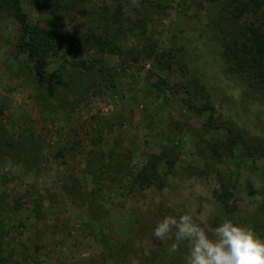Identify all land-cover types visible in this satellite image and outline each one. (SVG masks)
I'll return each mask as SVG.
<instances>
[{
    "label": "rangeland",
    "instance_id": "rangeland-1",
    "mask_svg": "<svg viewBox=\"0 0 264 264\" xmlns=\"http://www.w3.org/2000/svg\"><path fill=\"white\" fill-rule=\"evenodd\" d=\"M18 1L30 24L72 36L110 4L65 0L79 11L44 13ZM121 13L128 25L135 18L145 23L143 32L122 33V52L83 46L81 58L93 61L90 74L60 54L35 74L17 51L11 11L0 9V256L6 264H113L120 247L106 251L105 239L117 236H129L118 264H186L187 242L170 252L174 233L166 240L154 236L164 216L190 214L206 231L230 220L264 236V154H243L244 147L227 142L239 131L264 143V102L246 78L224 73L219 55L226 34L254 18L232 22L205 0H122ZM142 46L172 53L171 66L154 55L132 60L126 54ZM183 62L187 77L204 85L213 112L196 113L185 101ZM56 68L63 79L80 70L82 87L49 93L47 76ZM164 149L174 161L170 170L159 166L161 187L128 194L131 176ZM108 161L118 162L121 172L105 166ZM222 185L229 192L226 208L212 194ZM133 205L136 224L126 234L120 225L134 214Z\"/></svg>",
    "mask_w": 264,
    "mask_h": 264
},
{
    "label": "trees",
    "instance_id": "trees-1",
    "mask_svg": "<svg viewBox=\"0 0 264 264\" xmlns=\"http://www.w3.org/2000/svg\"><path fill=\"white\" fill-rule=\"evenodd\" d=\"M29 3L34 4L38 9L44 13H52L59 11H70L74 9L79 11L77 3L74 1L65 0H28ZM109 7L105 6L104 11L97 15L93 22L87 24L84 28V32L78 36H72L67 33H60L51 26H38L30 24L25 14L22 12L18 0H0V9H8L11 11L16 23L19 27V34L16 43V48L19 53L24 56L26 63L28 64L29 72L35 74H41L48 64V60L51 57H56L60 54L61 57L66 55L71 56V66L74 68L82 69L87 75L91 73L93 69V61L81 58L79 53L83 46H90L99 52L108 53H120L121 47L118 44V40L125 30H139L144 31L145 23L140 18H135L130 25L127 24L128 18L122 17L121 3L122 0H108ZM207 4L212 5L216 10V16L218 14L235 22L244 16H252L253 21L248 22L246 26L237 31H230L226 35V38L220 42V59L222 60L224 73L227 75H234L246 78L248 80V86H255L258 92H260V99L264 102V0H205ZM182 51V47H180ZM128 55H133L132 60H137L141 56H155L165 60L167 67L172 64V53L157 54L154 50L142 46L140 49H135V54L128 50ZM181 55V54H180ZM181 57V56H180ZM182 58V57H181ZM183 76L182 83L187 99L185 100L189 107L193 106V110L196 113H202L214 111L211 99L208 92L201 81L192 75L187 77L186 64L183 62ZM80 71V70H79ZM79 71L69 75L67 79L62 78V69L56 68L50 72L47 76L50 85L49 93L55 87H61L67 91L73 89L77 90L82 87L84 80L81 77ZM80 73V75H78ZM186 77H185V76ZM199 105V106H198ZM211 115H209V121H213ZM218 128V126H215ZM228 131L230 129L228 128ZM1 138V137H0ZM245 140V141H244ZM2 141V140H0ZM227 142L229 147L234 144L244 147L243 154H253V152H260L264 154V143L261 141L254 142L242 138V134L238 131L236 135L227 136ZM211 151L217 152L214 145L210 146ZM31 158V160L34 159ZM174 158L170 157L169 150H162L157 154H150L144 164L141 166L138 172L131 176L126 190L129 193L135 194L138 191L156 184L158 188L161 184L157 183L159 178L158 168L162 162L166 163L167 170L172 167ZM111 165L112 169H115L119 173L121 172L120 165L116 161H108L105 166ZM113 177V176H112ZM110 181H115L111 178ZM159 181V180H158ZM155 182V183H154ZM120 187V186H119ZM94 189L90 190V195H93ZM229 192L223 185L217 190L212 189L214 199L223 206L227 207L229 200ZM135 204L138 203L134 202ZM141 206V205H140ZM125 207L118 206V210L115 212L121 213ZM138 206H131L129 211L134 214H127L121 222L120 228L126 231V234L131 233L134 230L136 220L134 215L137 213ZM2 208L0 207V210ZM153 216V215H152ZM164 216V215H163ZM162 214L159 218L163 217ZM165 217V216H164ZM149 218H146L147 222ZM163 219V218H161ZM3 219L0 216V224ZM260 238H264L262 233H258ZM119 238V239H118ZM129 238V236H128ZM126 237V239H128ZM121 239L120 236L111 239H105L106 251L114 248L122 253V245L127 241ZM125 242V243H124ZM119 251H114L112 255L113 264L119 263ZM118 253V254H117ZM109 255V254H108ZM0 264H6L2 256H0ZM143 264H148L144 262ZM159 264V263H157Z\"/></svg>",
    "mask_w": 264,
    "mask_h": 264
},
{
    "label": "clouds",
    "instance_id": "clouds-1",
    "mask_svg": "<svg viewBox=\"0 0 264 264\" xmlns=\"http://www.w3.org/2000/svg\"><path fill=\"white\" fill-rule=\"evenodd\" d=\"M173 233L176 242L169 251L176 252L181 242H187L186 264H264V239L249 226L224 220L206 231L192 215L184 214L165 216L154 229V236L160 240L171 238Z\"/></svg>",
    "mask_w": 264,
    "mask_h": 264
}]
</instances>
